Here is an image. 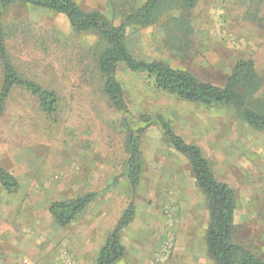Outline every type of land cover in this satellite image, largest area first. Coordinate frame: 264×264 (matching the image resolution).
I'll return each instance as SVG.
<instances>
[{
    "label": "rangeland",
    "instance_id": "374dc122",
    "mask_svg": "<svg viewBox=\"0 0 264 264\" xmlns=\"http://www.w3.org/2000/svg\"><path fill=\"white\" fill-rule=\"evenodd\" d=\"M74 1L118 24L114 0ZM191 21L194 37L183 54L164 44L157 27L130 29L127 47L137 59L162 61L218 86L235 62L253 60L264 93V0H199ZM4 28L18 71L56 92L59 109L48 118L37 99L15 90L0 119V166L19 182L13 194L0 186V264H96L130 203L135 219L121 234L126 253L116 264H214L205 243V196L187 160L157 126L141 138L143 172L131 189L126 129L143 127L140 115L164 116L201 150L215 178L235 192L234 240L264 260V132L243 126L224 107L154 91L143 74L119 68L128 108L122 115L80 64L77 45L93 46L97 38L76 36L63 16L32 7L8 11ZM56 35H67V42L58 43ZM87 193L96 195L90 205L68 226H58L49 204Z\"/></svg>",
    "mask_w": 264,
    "mask_h": 264
},
{
    "label": "trees",
    "instance_id": "16d2710c",
    "mask_svg": "<svg viewBox=\"0 0 264 264\" xmlns=\"http://www.w3.org/2000/svg\"><path fill=\"white\" fill-rule=\"evenodd\" d=\"M199 0H114L119 11L118 24L99 10H84L74 0H0V119L8 100L15 90H22L37 99L40 110L54 118L59 109V97L37 81L23 76L14 65L8 50L4 17L15 8L32 7L61 15L69 31L97 38L93 46H79L80 64L101 84V92L111 107L122 115L128 114L123 88L117 78L119 68L143 74L154 91L163 92L182 102L206 108L224 107L234 119L245 127L264 132L263 85L255 72L253 60H239L231 67L223 86L201 81L190 72L171 67L162 61L137 59L127 47V38L132 28L162 30L161 39L172 51L183 54L190 49L193 34L191 12ZM67 35H56L58 43L65 44ZM69 40V39H68ZM85 70V71H86ZM143 127L127 125L125 149L127 179L134 192L143 172L140 142L151 126L161 130L167 144L188 163L198 189L205 196L208 225L205 243L214 264H264V260L249 249L236 243L235 219L236 196L227 184L218 181L208 160L201 150L176 134L162 115H140ZM0 186L8 194L19 189L18 180L0 166ZM87 193L72 200L51 202L47 211L60 227L71 224L95 199ZM135 216V207L130 203L122 212L113 230L100 248L96 264H116L125 256L126 250L120 241L121 234Z\"/></svg>",
    "mask_w": 264,
    "mask_h": 264
},
{
    "label": "crops",
    "instance_id": "0c3cea01",
    "mask_svg": "<svg viewBox=\"0 0 264 264\" xmlns=\"http://www.w3.org/2000/svg\"><path fill=\"white\" fill-rule=\"evenodd\" d=\"M89 205H90V204H89ZM87 207H88V206H87ZM127 207H128V206H127ZM120 216H121V215H120ZM134 219H135V216H134ZM134 219H133V221H134ZM133 221L129 224V226L133 223ZM115 225H116V224H115ZM129 226H128V227H129ZM128 227H127V228H128ZM124 230H125V229H124ZM124 230H123V231H124ZM177 243H178V242H176V245H177ZM122 245H123V244H122ZM120 260H121V259H120ZM163 260H164V259H163ZM163 260H162V261H163ZM162 261H161V262H162ZM117 262H118V261H117ZM117 262H116V263H117ZM174 263H175V261H171V262H170V264H174ZM151 264H154V263L152 262ZM168 264H169V263H168Z\"/></svg>",
    "mask_w": 264,
    "mask_h": 264
}]
</instances>
